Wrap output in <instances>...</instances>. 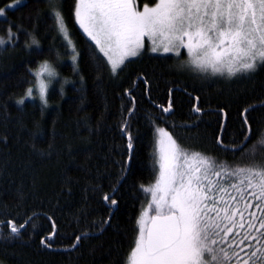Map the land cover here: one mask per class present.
Here are the masks:
<instances>
[{
	"label": "trees",
	"instance_id": "trees-1",
	"mask_svg": "<svg viewBox=\"0 0 264 264\" xmlns=\"http://www.w3.org/2000/svg\"><path fill=\"white\" fill-rule=\"evenodd\" d=\"M15 1L0 0V9ZM56 3L74 51L57 30L49 0H22L0 18V36L10 39L0 46V264H127L152 200L141 186L157 179L158 129L189 156L209 158L213 170L248 166L253 150L261 161L264 65L229 78L190 68L185 52L146 46L113 71L73 22L76 0ZM46 62L58 76L44 101L28 98L33 70ZM13 224L24 225L19 234L10 233ZM251 236L239 246L240 264L264 244ZM240 238L218 246L232 243L231 255Z\"/></svg>",
	"mask_w": 264,
	"mask_h": 264
},
{
	"label": "snow or ice",
	"instance_id": "snow-or-ice-1",
	"mask_svg": "<svg viewBox=\"0 0 264 264\" xmlns=\"http://www.w3.org/2000/svg\"><path fill=\"white\" fill-rule=\"evenodd\" d=\"M20 3L22 0H16L17 5ZM49 3L58 32L74 51L56 0ZM3 14L4 9H0V15ZM72 16L73 22L99 47L113 71L129 57L140 54L145 37L153 45L152 52L162 50L179 55L184 48L194 68L227 74L229 78L254 72L258 63L264 65V0H156L153 7L145 6L142 11L136 10L133 0H76ZM8 34L14 35L11 29ZM3 43L0 38V44ZM77 55L73 54V61ZM43 73L55 75L47 63L40 66L36 75ZM46 90L41 80L42 97ZM26 95H32L31 88ZM171 107V103L161 106L163 112H169ZM245 125L250 134L246 117ZM156 135L159 178L151 187L141 186L152 197L149 207L154 208L155 215L150 226H146L147 212L140 217L138 238L127 264H233L234 257L236 264H240V252L244 249L239 246L249 240L252 230L257 233L251 236L252 240L264 241V154L258 163L253 150L247 154L248 166L232 170L221 166L220 170H213L215 166L209 158L197 152L189 156L164 129H158ZM248 138L245 135L246 141ZM257 143L264 148V133ZM128 147H132L131 143ZM181 158L183 164L179 163ZM220 177L225 178L226 184L215 179ZM253 208L255 211H250ZM23 227L13 224L10 233L19 234ZM229 236L232 241L241 237L236 244L239 251L233 249L231 255L232 243L218 246L224 245ZM75 239L79 241L81 237ZM41 243L52 247L47 240ZM243 264H264V244L251 251Z\"/></svg>",
	"mask_w": 264,
	"mask_h": 264
},
{
	"label": "rangeland",
	"instance_id": "rangeland-1",
	"mask_svg": "<svg viewBox=\"0 0 264 264\" xmlns=\"http://www.w3.org/2000/svg\"><path fill=\"white\" fill-rule=\"evenodd\" d=\"M134 3L137 5V7H139V8H137V11H142L143 10V8L145 7V6H148V7H153L154 6V4H152V5H149V4H147V3H144V4H142V5H140V2H139V0H134ZM10 5H17L16 4V1L15 2H13V3H11ZM14 6V7H15ZM12 8V7H11ZM11 8H9L8 6H7V8H3L4 9V14L3 15H0V18H3V17H5V15H6V10H8V9H11ZM80 28V27H79ZM81 31L83 32V30L81 29ZM84 33V32H83ZM86 36H87V34L86 33H84ZM0 38H3V40L5 41V43H3V44H0V46H3V45H5V44H7L9 41H10V39L9 38H6V37H2V36H0ZM87 38L91 41V39H90V37H88L87 36ZM93 42V41H92ZM94 43V42H93ZM95 44V43H94ZM96 46V45H95ZM146 46H148L150 49H151V47L153 46L152 45V43H151V41L149 40V38L148 37H145L144 38V41H143V48L141 49V51H140V53L143 51V49H145V47ZM98 49H99V47L98 46H96ZM157 52H159V53H164V52H162V50L161 51H157ZM182 52H185V54H186V56L184 57V61L190 66V68H192V69H195L196 71H200V72H203V73H206V72H208V73H210V74H213L212 72H211V70H208V71H203V70H200V69H196V68H194V66H192L190 63H189V60H190V57L187 55V53H186V49H184V48H181L180 50H179V55H180V53H182ZM174 54H176V53H174ZM129 58H131V57H129ZM128 58V59H129ZM127 61V60H126ZM125 61V62H126ZM53 70H54V72H55V75L54 76H49L48 75V73H43L42 75H36V73L39 71V68H40V66L41 65H43V64H41V65H39V67L37 68V69H34L33 70V74H34V76H35V84H34V87L33 88H31L32 89V95L29 97V96H27L28 98H32V97H37V98H39L40 100H42V101H44L45 99H46V96H47V94H48V92H49V89H50V87H51V85H52V83L55 81V79L57 78V76H58V71H57V69L53 66V65H51L50 63H48V62H46ZM215 75V74H214ZM227 75V74H226ZM41 80H43L44 81V83H45V85L47 86V90H46V93H45V95L42 97L41 96V94H40V92H39V82L41 81ZM157 160H158V174H157V179H156V181L158 180V178H159V146H158V149H157ZM156 183V182H155ZM154 185V184H153ZM153 202H152V200L148 203V206L143 210V212H142V214L140 215V217L142 216V215H144V213L145 212H147V216H145V221H146V226L148 225V223H149V221L151 220V217L152 216H154L155 215V210H154V208H150L149 207V205H151ZM140 217H139V219H140ZM139 221V220H138ZM138 226H139V224H138Z\"/></svg>",
	"mask_w": 264,
	"mask_h": 264
},
{
	"label": "water",
	"instance_id": "water-1",
	"mask_svg": "<svg viewBox=\"0 0 264 264\" xmlns=\"http://www.w3.org/2000/svg\"><path fill=\"white\" fill-rule=\"evenodd\" d=\"M114 207L116 208V204L114 205ZM151 221V220H150ZM150 221H149V223H148V225L147 226H150Z\"/></svg>",
	"mask_w": 264,
	"mask_h": 264
},
{
	"label": "flooded vegetation",
	"instance_id": "flooded-vegetation-1",
	"mask_svg": "<svg viewBox=\"0 0 264 264\" xmlns=\"http://www.w3.org/2000/svg\"><path fill=\"white\" fill-rule=\"evenodd\" d=\"M134 3V2H133ZM134 6H135V8H136V10H137V8H139V7H137V5L134 3Z\"/></svg>",
	"mask_w": 264,
	"mask_h": 264
}]
</instances>
